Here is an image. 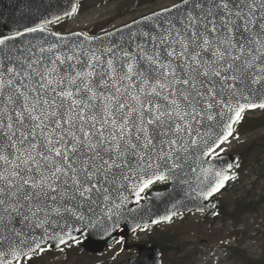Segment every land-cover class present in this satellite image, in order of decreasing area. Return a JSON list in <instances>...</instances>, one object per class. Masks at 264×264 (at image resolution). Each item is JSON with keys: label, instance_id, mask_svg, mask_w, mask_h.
I'll return each mask as SVG.
<instances>
[{"label": "snow or ice", "instance_id": "6c2138e0", "mask_svg": "<svg viewBox=\"0 0 264 264\" xmlns=\"http://www.w3.org/2000/svg\"><path fill=\"white\" fill-rule=\"evenodd\" d=\"M43 4L0 35V264L124 243L159 183L209 201L234 179L222 145L264 109V0H178L107 45L49 33Z\"/></svg>", "mask_w": 264, "mask_h": 264}, {"label": "rangeland", "instance_id": "374dc122", "mask_svg": "<svg viewBox=\"0 0 264 264\" xmlns=\"http://www.w3.org/2000/svg\"><path fill=\"white\" fill-rule=\"evenodd\" d=\"M85 0L78 15L61 24L51 28L62 33L83 31L88 35L107 32L138 18L148 15L164 7H170L178 0ZM138 3V4H137ZM148 3V4H146ZM143 4V5H140ZM248 119L241 127V134L232 139L223 147L221 154L237 153L247 157L243 165V175L234 187L225 191L219 198L221 216L212 224L204 220L201 226L212 228L215 235H208L196 239L195 242L203 244L204 250L210 247H220L219 252L198 257L200 264H263L264 263V205L255 213L243 211L236 212L237 203L243 201L241 198L248 190H252L251 182L255 180L254 169L251 167L256 159L264 157V126L260 128L251 127L257 119L264 120V110L246 115ZM251 127V128H250ZM249 154V155H247ZM243 163V164H244ZM255 186V185H254ZM257 189H264V182L257 185ZM249 201V199L247 200ZM196 219H189V226H195ZM214 226V227H210ZM201 230L202 228H197ZM205 241V242H203ZM232 248L231 253L234 261L230 260V253L222 250L223 247ZM222 247V248H221ZM48 252L45 251L44 254ZM204 254V255H205ZM85 255V254H82ZM53 256V257H52ZM41 255L33 264H75L72 262V247L68 250V256L64 258L57 254ZM212 256H216L213 258ZM83 257V256H82ZM207 257H212L211 261ZM106 260V254L92 258L83 257L84 264L94 262L102 263Z\"/></svg>", "mask_w": 264, "mask_h": 264}, {"label": "water", "instance_id": "95a60500", "mask_svg": "<svg viewBox=\"0 0 264 264\" xmlns=\"http://www.w3.org/2000/svg\"><path fill=\"white\" fill-rule=\"evenodd\" d=\"M79 1L80 0H44V4L41 7V13H44L45 10H47V15L49 16H52L53 14H59L61 15L60 21H62L76 14L74 13L67 17L63 15L65 10L70 11L72 4H76L77 9H78ZM39 2L40 0H35L36 4H39ZM22 14L32 15V11L29 7V0H0V17H2V19H0V25L2 26V28L5 30L7 34L10 28H14L16 26L14 21L19 20ZM152 14L147 15V16H151ZM33 19H35V16H33ZM142 19L143 18H140L136 21H142ZM54 23H57V22H53L50 25ZM130 25H133V28L137 27L135 24H133V22L130 23ZM118 29H124V26ZM124 31H125V34H127L128 30L124 29ZM48 32L55 33L63 37H67L71 41L83 40L84 36H87L81 32H75V33H81L82 35L80 37L73 35L75 33L65 35V34H59L56 32H52L50 30H48ZM110 32L115 33V35L106 36V33H105V34H102L96 37H89V36L87 37L92 38V43L94 44H99V42L102 39L103 44L107 45L114 40H119L120 38V33L116 32V29ZM48 39L53 40L55 39V37L49 35ZM250 111H254V110H250ZM237 162H238V159L234 156H223L218 159L216 167L218 169L222 168L224 170H227L228 164H233L234 165L233 168H234ZM228 182H226V185ZM170 183H171V188L167 192L161 193L162 194L161 197L157 198L155 194L150 196L148 203L143 205L144 211L142 212L141 217L137 218V222L141 223L142 225L143 224L149 225L151 219H160L161 217L167 215L172 210L173 204L177 205L178 210L181 207L182 208L188 207L189 209L188 211H197L199 213H207L209 215H212L214 213L215 208L213 207V203L210 202L211 199L209 201H205L199 198L197 196V192L194 191V188H195L194 182L191 187L188 184L180 185V184H174L173 182H170ZM182 199H186L188 204L182 203ZM162 222H166V221H162ZM126 231L131 233L132 232L131 227L125 228L124 232ZM111 242L112 240L107 241V242L103 240H97L96 242H87V243H84V248L91 253H99L101 251H104L111 244ZM52 248H58V247H52ZM130 264H155V263L148 257V255L146 254V251H142V256L139 259L134 260Z\"/></svg>", "mask_w": 264, "mask_h": 264}, {"label": "flooded vegetation", "instance_id": "af4514ba", "mask_svg": "<svg viewBox=\"0 0 264 264\" xmlns=\"http://www.w3.org/2000/svg\"><path fill=\"white\" fill-rule=\"evenodd\" d=\"M168 188L169 183H159L153 186L150 194L163 192ZM215 200L219 203L217 198ZM190 218L196 219L195 226H189ZM217 218L218 214L212 217L200 216L196 213L180 214L179 217L169 223L151 225L147 231H137L129 236H123L124 243H117L115 240L112 246L104 253L108 255L106 260L95 264H127L140 255V247L157 249L161 254V264H200L197 260L198 257L206 256V252L214 254V252L219 251V248L217 249L214 246L205 251L203 244L195 242L196 239L204 237L205 231H207L208 235H215L212 228L201 225L204 220L214 224ZM197 228L202 229L199 230ZM66 250H68L67 246L63 247V250L52 251L61 252ZM82 254L86 253L82 250L81 244H72V262L84 264L81 261L83 259ZM33 262L32 259L29 264H33ZM205 262L206 260L202 264H205Z\"/></svg>", "mask_w": 264, "mask_h": 264}, {"label": "trees", "instance_id": "16d2710c", "mask_svg": "<svg viewBox=\"0 0 264 264\" xmlns=\"http://www.w3.org/2000/svg\"><path fill=\"white\" fill-rule=\"evenodd\" d=\"M6 34L5 31L3 30V28L0 25V35ZM264 126V124H260V127ZM244 160L247 159L246 157L243 158ZM262 176V175H261ZM264 199H261L257 202H255V200L250 201V203L246 202V201H240L237 203V207H236V212H243V211H247V212H255L258 210L259 207H261V205L263 204Z\"/></svg>", "mask_w": 264, "mask_h": 264}]
</instances>
